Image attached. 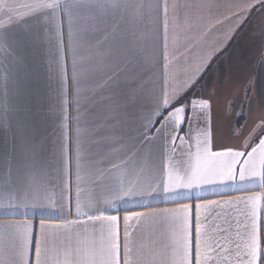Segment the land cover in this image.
<instances>
[{"label":"snow or ice","instance_id":"obj_1","mask_svg":"<svg viewBox=\"0 0 264 264\" xmlns=\"http://www.w3.org/2000/svg\"><path fill=\"white\" fill-rule=\"evenodd\" d=\"M257 5L264 0L240 7L246 12ZM211 7V0H0V53L14 65L0 71V129L11 132L0 144V264H264V115L250 131L247 122L232 129L243 139L240 148L216 150L214 97L191 92L221 46L197 56L184 79L169 75L170 22L181 14L185 22L203 20ZM90 34L96 52L118 53L106 84L129 71L133 85L142 81L140 93L133 88L125 94L130 118L153 83L152 67H161L137 134L112 141L115 159L96 160L79 124L71 134L67 97L91 74V49L84 48ZM42 50L49 79L57 82L56 104L49 109L58 133L55 180L41 160L43 140L38 145L29 110L17 115L16 69H30L38 78ZM259 104L264 109V91ZM209 195L227 198H204ZM146 224L158 225L164 242L151 233L138 241Z\"/></svg>","mask_w":264,"mask_h":264},{"label":"crops","instance_id":"obj_2","mask_svg":"<svg viewBox=\"0 0 264 264\" xmlns=\"http://www.w3.org/2000/svg\"><path fill=\"white\" fill-rule=\"evenodd\" d=\"M18 2H24V0H18ZM250 2L251 0H211L210 14L209 10H206L203 13V20L197 17L185 22L181 14L176 24L171 22L169 24L168 50L173 60L169 68L170 76H177L179 80L184 79L185 69L190 70L197 56L211 51L214 45H220L222 48L212 56L206 69H202L203 76L191 92V95L214 97L211 124L213 147L216 150L223 147L240 148L243 139L234 135L232 129L247 122L246 132L250 131L258 118L264 115V109H261L259 104L260 94L264 91V5H257L246 12L243 11L240 6ZM84 48L91 49L86 54L91 56L92 71L88 79L82 81L78 88H73L67 97L70 101V105L66 107L67 114L71 118L69 121L71 134L75 136L79 124L82 130L85 128L87 130L96 160L109 157L115 159L112 141L122 139L127 142L137 134L139 119L148 114L147 98L153 88L159 87L161 67L160 64L152 67L150 76L153 83L140 94V103L133 109L136 117L130 118L125 113V94L133 88L140 93L139 85L142 81H137L133 85L131 83L133 74L129 71L121 74L118 80L106 84L107 77L115 71L113 65L116 63L118 53L114 51L111 56H108L96 52L94 34L87 37ZM152 53L153 50L149 49V54ZM38 60L36 69L38 78L30 69H16L19 89L17 101L21 108L17 115L23 117V109L29 110L38 145L43 140L41 160L49 173V178L55 180L52 150L58 133L55 117L49 109L56 104L57 82L54 76L49 79L46 51L42 50L38 54ZM0 61H2L0 71H3L4 67H14L11 58H5L2 53H0ZM68 64L71 75L70 55ZM246 87L250 89L247 93L248 99L244 97ZM242 99L245 100L243 105H241ZM249 104L251 111H249ZM241 109L243 114H237L241 112ZM154 132L155 128L149 132V135ZM187 132L188 126L185 125L180 135L184 136ZM10 138L9 130L0 129V144ZM238 194L231 193V195ZM74 196L75 188H73ZM204 198L227 197L209 195ZM152 206L170 207L172 205L154 203ZM29 218L32 217L29 216ZM34 224L35 232L39 235L38 218L34 220ZM150 233L156 241L164 242L162 230L156 224L143 226L142 231L137 232L136 238L138 241H144ZM61 240H63L62 231L57 233L56 243L59 245Z\"/></svg>","mask_w":264,"mask_h":264}]
</instances>
